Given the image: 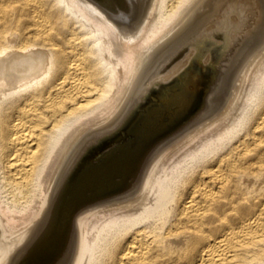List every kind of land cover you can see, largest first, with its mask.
<instances>
[{"label": "bare ground", "instance_id": "6f19581e", "mask_svg": "<svg viewBox=\"0 0 264 264\" xmlns=\"http://www.w3.org/2000/svg\"><path fill=\"white\" fill-rule=\"evenodd\" d=\"M0 264H264V0H0Z\"/></svg>", "mask_w": 264, "mask_h": 264}, {"label": "rangeland", "instance_id": "374dc122", "mask_svg": "<svg viewBox=\"0 0 264 264\" xmlns=\"http://www.w3.org/2000/svg\"><path fill=\"white\" fill-rule=\"evenodd\" d=\"M116 147L117 146L114 145L111 149L108 150V153H112L115 150ZM101 151L102 150H98V153L101 152Z\"/></svg>", "mask_w": 264, "mask_h": 264}, {"label": "water", "instance_id": "95a60500", "mask_svg": "<svg viewBox=\"0 0 264 264\" xmlns=\"http://www.w3.org/2000/svg\"><path fill=\"white\" fill-rule=\"evenodd\" d=\"M198 66H200V63H199V62H198ZM207 70L211 71L209 68H204V69H203V72H204V71H207ZM210 75H211V73H210ZM95 145H96V143H95ZM106 149H107V148H106Z\"/></svg>", "mask_w": 264, "mask_h": 264}]
</instances>
